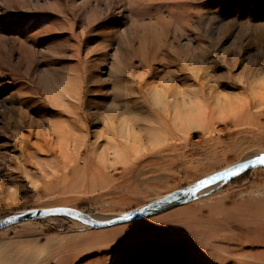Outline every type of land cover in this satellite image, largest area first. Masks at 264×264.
Instances as JSON below:
<instances>
[{
  "label": "rangeland",
  "instance_id": "rangeland-1",
  "mask_svg": "<svg viewBox=\"0 0 264 264\" xmlns=\"http://www.w3.org/2000/svg\"><path fill=\"white\" fill-rule=\"evenodd\" d=\"M251 153L264 0H0V218L109 219ZM203 189L108 227H2L0 264H264V166Z\"/></svg>",
  "mask_w": 264,
  "mask_h": 264
},
{
  "label": "water",
  "instance_id": "water-1",
  "mask_svg": "<svg viewBox=\"0 0 264 264\" xmlns=\"http://www.w3.org/2000/svg\"><path fill=\"white\" fill-rule=\"evenodd\" d=\"M262 166H264V153L241 160L231 166L225 167L204 178H201L190 185L177 189L169 194L150 201L143 206L133 208L107 220H94L89 214L82 212L81 210L71 207L56 206L27 209L16 214L2 217L0 218V228L21 221L44 218L48 216L75 218L93 228H102L132 222L156 215L174 206L192 201L197 198L199 195L198 192L203 188L214 183L229 181L235 176L245 173L253 168Z\"/></svg>",
  "mask_w": 264,
  "mask_h": 264
},
{
  "label": "bare ground",
  "instance_id": "bare-ground-1",
  "mask_svg": "<svg viewBox=\"0 0 264 264\" xmlns=\"http://www.w3.org/2000/svg\"><path fill=\"white\" fill-rule=\"evenodd\" d=\"M154 99H155L156 101H159V100L161 99V95H160V94H156V95L154 96ZM251 155H252V153H251V154H247V155H245L243 158H245V159L250 158ZM209 175H210V174H209ZM207 176H208V175H207ZM204 190H205V189L199 191L198 194L201 193V192H203ZM189 202H191V201H189ZM90 217H91V216H90ZM93 219H94V218H93ZM94 220H98V219H94ZM104 220H107V219H104ZM100 221H101V220H100Z\"/></svg>",
  "mask_w": 264,
  "mask_h": 264
}]
</instances>
